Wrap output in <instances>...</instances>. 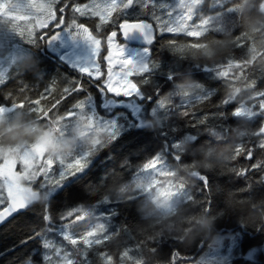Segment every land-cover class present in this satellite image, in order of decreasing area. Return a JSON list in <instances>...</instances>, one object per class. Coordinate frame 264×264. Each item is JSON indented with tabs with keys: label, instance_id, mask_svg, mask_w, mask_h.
<instances>
[{
	"label": "trees",
	"instance_id": "trees-1",
	"mask_svg": "<svg viewBox=\"0 0 264 264\" xmlns=\"http://www.w3.org/2000/svg\"><path fill=\"white\" fill-rule=\"evenodd\" d=\"M85 1H53L52 6L57 17L62 16L64 25H67L73 5ZM14 2L0 0V3L7 4L5 10L10 12H13ZM200 6L203 9L202 18L215 17L214 22L207 25L209 28L204 35L194 38L179 34L173 37L158 30L160 33L149 46V59L160 67L135 77L141 91L151 97L143 102L149 111L140 122V128H128L115 141L103 139L97 150H89V153L95 154L90 158V167L84 173H76L60 181L63 187L56 186L55 182L41 188L40 183L45 179L43 173L32 181L30 187L32 191H37L38 201L0 227V264H47L41 256L45 250L44 240L60 243L63 238L56 229L71 223H74V231H82L91 223L83 219L84 216H89L100 205L108 209L107 217L112 219V226L106 230L107 239L103 238L101 243L91 248L85 247L91 259L89 264H98L103 255L111 257L112 264H192L217 235L241 234L244 250L248 246H262L264 134L261 128L264 111L260 103L264 101V96L257 93H264V0H203ZM223 10H226L225 15L220 14ZM133 11L136 18L129 20H147L140 16V7ZM26 12L32 14L33 11L16 13L25 15ZM229 13L231 16L227 15ZM155 14L161 20L167 16L161 9ZM114 18L115 24L124 20L122 15ZM249 21L259 23L253 26ZM84 22L94 35H100L101 40L110 30L107 27L102 33H97V19H85ZM161 23L163 27L164 21ZM21 27L24 29L22 41L18 31ZM54 29L52 26L37 32L29 20L13 21L0 16V47L1 50L7 48L9 53L5 59L10 60L3 82H0V106L24 102L26 107H39L41 110L36 113L18 107L19 116L0 120V128H8L17 119L26 126L36 122L41 124L47 121L43 113L48 112L49 117H53L51 120L57 118L58 131L64 122L62 116L82 100V96L92 93L100 96L97 85L102 87V79L81 76L45 49L47 36L53 34ZM222 31L232 33L223 34ZM3 34L9 37L6 38V45L2 43ZM41 36L45 38L41 40ZM101 46L103 50L99 61L104 67L103 56L107 54L104 41ZM205 68L211 71H204ZM168 71L174 76L170 82L166 79ZM219 71H226L227 75L217 76ZM145 79L147 83L141 82ZM76 80L83 83L86 91H80V95L75 91L66 93L64 89L72 88ZM38 100L39 105L35 103ZM161 102L164 107L160 106ZM234 109H240L239 114H234ZM99 111L103 112V109ZM165 133L169 138L176 139L173 151L179 157L166 155V159L171 163L175 180L181 181L180 184L185 189L187 187L189 193L173 213L160 220L150 215L151 208L144 207L141 197L124 194L123 189L143 171L145 164L150 163L152 155L165 148ZM26 139L28 142L33 140L31 137ZM0 142L10 147L17 145L15 141L3 142L2 138ZM54 168L53 180L58 181V166ZM204 176L208 180L207 187L201 179ZM55 189L59 190L51 194ZM46 196H49L48 200ZM73 209L82 211L74 212ZM68 212L73 214L68 216ZM46 213L51 216V222L44 220ZM77 215L81 219H77ZM62 216L65 218L61 219ZM37 232L40 236H36ZM128 247H133L136 257L129 262L124 258ZM235 251L231 264H264L262 255L247 259Z\"/></svg>",
	"mask_w": 264,
	"mask_h": 264
},
{
	"label": "rangeland",
	"instance_id": "rangeland-1",
	"mask_svg": "<svg viewBox=\"0 0 264 264\" xmlns=\"http://www.w3.org/2000/svg\"><path fill=\"white\" fill-rule=\"evenodd\" d=\"M53 1L61 3L60 1L62 0H15V2L12 5L13 12L6 11L5 9L1 8L0 16L3 18L11 19L13 21L29 20L32 22L33 27L37 32L45 31L52 26L55 27L54 33L60 32L62 31L63 27L62 25L61 27L56 26L57 23L59 22V18L57 17L56 10L53 8V6L51 7V11L55 13L57 19L54 20L48 18L47 27H42L43 21L50 15L49 5H52ZM110 2L111 0H86L84 3L77 4V5L88 4L89 8L84 9L83 15H81L79 12L73 11L72 8V15L69 16L67 20L68 21L67 25H71L72 21L75 20L77 24L84 25L90 31L91 29L84 22L85 19L86 20L97 19V22L95 24L97 33H102L105 30V28L111 27L110 25H112V28H110V30L108 29L109 32L110 31L117 32V37L115 38V43L113 47L115 48V44L119 43L123 48V54L125 57H130L132 59H137L139 57H142L143 48L140 46H132L129 43H126L119 29V25H118L119 23L115 24L116 19L115 18L113 19V16L114 17H117V15L124 16L122 9L118 8L117 11L113 12L112 17H110L108 22L106 23L100 20L99 15H93V11H103L104 6L109 4ZM121 2H126V0H117L118 4ZM180 2L181 0H155V1L134 0V5L129 9H127V12L130 13V16L128 18L135 19L136 17L133 16V12H134L133 10L136 7H140L141 10L140 16L149 17L147 18V20H144V22L151 24L154 29L157 27L156 33L159 34L160 32H158V30L161 31V27L163 25L161 23L162 21H164V24H167L168 26H173L178 22L179 17L183 13V9L179 7ZM185 2L187 3L189 2V0H185ZM202 3L203 0H194L193 11H194V21L196 23H199V18L203 17L202 15L203 9L202 10L200 9L201 7L200 5H202ZM18 4H22L24 5V7L23 8L18 7ZM196 6L198 7L196 8ZM153 9H155L156 12L157 10L161 9L164 12V14H166L167 16H165V19L161 20L159 16H156L155 14L156 12H153L154 14H152ZM23 10H29L33 12H31L32 14H29V17L26 19H18V17L24 15H22V13H16V12H21ZM152 22L155 23L156 27L153 25ZM192 24L193 21L188 22L189 27H191ZM207 28H209V26H207ZM211 28L209 30H211ZM18 31L20 33V38H21L19 40L22 41L24 29L21 27L18 29ZM205 31L206 30L202 31L201 34H199L198 36H191V37L194 38L201 37V35L205 33ZM109 32H107L108 34H106L104 40H101L99 34L94 35L91 32L97 39L101 41V43L104 41L107 50L106 51L107 54L103 56L104 67H107L106 70H104V67L101 66L102 63H100L99 57L97 58V62L100 63V79H102V83H101L102 86H103V82L108 79V75H109L108 61L104 59V57L108 55V37L111 35V33L109 34ZM162 33L171 34L173 37L179 34H181V36L187 35L186 31H179L174 33L163 31ZM11 36L13 40V35ZM2 38H3L2 43L6 45L8 43V40L6 38L9 37H5V35L3 34ZM154 40L155 38L153 39V41ZM149 46L150 45H147L145 47L150 48ZM44 47L49 53L56 56L59 62L63 63L69 69L75 72L78 71L69 67L66 61L70 63V62H75L77 60H82L88 54V48L86 43L79 39L73 40L69 33H60L59 39L52 45L51 48L47 47V42H45ZM1 49L2 48L0 47V58H3L6 61L3 64V69L5 73L6 65L10 64V60L5 59L8 57V55L6 54H8L9 51L7 50V48L5 49L3 48L4 50ZM102 50L103 49L100 44V54ZM7 61H9V63H7ZM112 71L114 74L113 83H115L116 80L118 79V74L121 72V67L118 61L114 63ZM79 74L81 75V73ZM81 76L90 78L87 75H81ZM137 76L140 75H133L128 77V79H130L133 83H135V77ZM121 87H123L122 82H121ZM105 91L107 90L105 89ZM80 93L81 92H79L78 95H80ZM108 95L112 96L113 94L108 93ZM82 97H84V99L82 100L87 99V97L85 98V96ZM116 99L122 100L126 98L121 96ZM17 108L8 112H0V120L5 119L8 116H12V114L14 116H19L20 112ZM70 110L75 111V113L70 117L64 115L65 116L63 118L64 122L61 123L60 130L58 131H57L58 123L56 122L57 118L55 121L47 118V121L41 124L37 122L33 124H28V126L32 127L34 131L35 129L39 128L44 130L45 132H51L58 140H62L65 138L73 139L75 141V147L74 150L69 154L50 156L47 153L49 141L46 135H37L36 138L32 141H29L21 145L17 144L12 147H10V145H5L2 144V142H0V166H3L4 163L7 161L9 162L14 161L11 167V173H14L16 175H20L25 172L31 173L33 171L37 173L36 176L31 181L27 179H18L17 183L21 188H27L33 190L30 187V183L32 181H35L42 173L44 174L43 176H45V179H42V182L40 183V187L53 185L56 182V180L55 181L53 180V174L55 169L54 167L56 165L58 166L57 177L60 178V172L66 169V165L68 163L74 162L75 158L83 153H89L90 149L97 150L103 143L102 142L103 139L105 138L110 139V129L106 127L104 124H101L98 120H93L92 118H90L89 114L87 113V109L82 110V109L71 108ZM68 111L69 110H67L66 113ZM117 111H120V109H117ZM35 151H39L40 156H37L34 159L29 158L28 161L25 162L24 155L28 152H35ZM47 161H52L50 166L47 164ZM42 167L43 170H41ZM170 167H171V163L168 162V160L166 164L164 162H158L157 164H154L151 167H144L143 171L134 179H132L131 182L123 189V193L124 194L129 193L131 196L141 197L140 199L142 200L143 205L145 204L144 207L151 205L149 207L151 208L150 215L152 217L157 219L165 218L166 216L173 213L177 209V207L182 203V201L186 200L187 194L189 193V190L187 188L185 189V187L182 186V184H180L178 181L175 180V177L173 176L174 172L170 169ZM263 182H264V177H263ZM170 186L172 188H170ZM58 190L59 189H55L51 194L55 193ZM8 197H9L8 188L5 183V179L2 175H0V200L3 201L2 203H0V206L6 203ZM46 199L48 200L49 196H46ZM100 208L101 206H98L95 208L94 210L95 212L92 211L89 216L86 215L84 216L83 219H88V221H91V223L88 224L82 231L80 230L74 231L73 228L74 223H71L66 227H60L56 229V232L59 235H61V237L63 238L62 240H60V243L62 245L59 242H55L49 239L52 246L49 249H45L44 250L45 252H42V257L45 253H47L51 258L50 262L46 261L47 264H68L69 260L72 261L73 264H89L91 259L89 255L87 256V252H86L87 250H85L84 247L91 248L93 247V245H97V244L92 243L91 246H86L83 243V239H82L84 237V234L90 230L96 229V234L93 237H90L89 239L102 240L103 238L105 239V237H108L106 235V230L112 226L111 219L107 217L108 209L106 210V208H101V209ZM104 217H106V219ZM99 225L104 226L103 231L99 230L98 228ZM65 232L70 234L73 238L75 239L77 238V243L72 244L70 240L64 239ZM65 242L67 244H64ZM241 243H242L241 234L214 236L211 239L210 244L207 246V248L204 251H202V253L194 260L192 264H231L232 260L234 259L233 257L234 250H236L235 252L238 251L239 256L247 259L253 258L254 256L256 257L260 255L264 256V242L262 246H260L259 248L248 246L245 250L243 248V244L241 245ZM132 248L128 247L126 249L127 252H124V258H126V261H130L132 259L135 260L136 258L134 253L130 251L132 250ZM107 258L108 256L103 255L102 260L99 261L98 264H112V258L110 257L111 258L110 261Z\"/></svg>",
	"mask_w": 264,
	"mask_h": 264
},
{
	"label": "snow or ice",
	"instance_id": "snow-or-ice-1",
	"mask_svg": "<svg viewBox=\"0 0 264 264\" xmlns=\"http://www.w3.org/2000/svg\"><path fill=\"white\" fill-rule=\"evenodd\" d=\"M134 5V0H126V2L117 3V0H111V2L104 6L103 11H93V15H99V18L102 22H108L109 18L112 17V13L117 11V9L123 10L124 20L122 23L119 24V29L121 34L127 38L129 34L133 33L134 31H138L143 33V41L144 44L143 48V55L137 59H132L130 57H125L123 54V48L121 44L116 43L115 48L113 47L115 43V38L117 37V32L112 31L111 35L108 37V55L104 57L105 60L108 61L109 66V75L108 79L103 82V86L97 85L99 90L100 96L96 97L93 94H89L86 100H79L78 103L73 105L74 109H87V113L89 114L90 118L93 120H98L101 124H104L106 127L110 129V140L115 141L119 138V136L125 132L128 128L137 127L140 128V122L142 121L143 117L146 116L149 109L146 105L142 102L149 101L151 97L146 96L141 89L138 87L137 83H133L128 77L133 75H143L144 73H151L154 69L160 67V65L153 63L149 59L150 55V48L145 47L144 45H151L153 43V35H152V25L146 23L142 20H129L128 17L130 13L127 12V9ZM68 5H65L67 7ZM194 0H189V2H185V0H181L179 7L183 9L182 15L179 17L178 22L173 26H168L165 24L161 31H167L170 33L179 32V31H186V34L189 36H198L201 34L202 31L207 29V25L210 22H214L215 17L209 18H199V23L194 21ZM18 7L23 8L24 5L18 4ZM52 5H49L50 8V15L43 21L42 27H47V19H57L55 13L51 11ZM99 7V6H97ZM198 6H196L197 8ZM0 8L7 9L6 3H0ZM89 5H73V11L79 12L81 15L84 14V9H88ZM61 12L64 11L63 8L60 9ZM221 15L224 14V10L220 12ZM29 17V14L26 12L24 16L18 17V19H26ZM193 21L191 27L188 26V22ZM64 25V18L61 16L59 18V22L57 23V27H61ZM75 29V30H73ZM60 33H69L73 40H82L86 43L88 48V54L82 60H77L75 62H67V65L74 70H77L81 75H87L93 80L100 79V63L97 62V58L100 55V44L101 41L97 39L87 27L81 24H77L75 20L72 21L71 25H64L62 31L55 32L51 35L47 36V47L51 48L52 45L59 39ZM47 35V34H45ZM45 37L41 36L40 39L43 40ZM33 43H37V41L33 40ZM172 43V42H170ZM11 58V57H9ZM118 61L121 67V72L118 74V79L115 83H113V66L114 63ZM6 61L3 58H0V82H3L4 76V69L3 64ZM229 67H231V62L229 63ZM204 71H211V69L205 68ZM217 76H225L227 75L226 71H219L216 73ZM166 79L170 82L174 79L171 71L167 72ZM121 82L123 83V87H121ZM143 83H147V80L141 81ZM74 86L72 88H65L64 91L68 94L71 92H80L84 91V85L79 80L73 82ZM105 89L107 91H105ZM47 91V90H46ZM108 93H112V97H109ZM257 95L264 96V93H257ZM125 97L126 99H116L118 97ZM39 105V101L35 102ZM59 103V101H57ZM161 107H164L163 102H161ZM19 108H25L28 111L39 113L41 110L39 107L37 108H30L26 107L24 102L20 103H13L11 106H0V112H8ZM260 108L264 111V101H261ZM103 109V112L99 111ZM120 109V111H117ZM153 111L155 109L151 108ZM234 114H239L240 109H234ZM75 111L69 110L65 113V116H72ZM44 116L48 117L49 119L53 117H49L48 112L43 113ZM187 115V113H185ZM65 116H62L64 118ZM264 131V129H262ZM165 148L161 149L160 151L156 152L154 155L150 157V163L145 164V167H151L158 162L167 163L166 155L175 157L179 159L178 156L173 151V146L175 144V138H169L165 133ZM239 151V149H238ZM94 153H83L77 156L74 162L68 163L66 165V169L60 172V178L56 181V186L63 187L60 181H63L67 178V176H75L76 173H84L86 169L90 167L92 164V160L90 159ZM40 156L39 151L35 152H28L24 155L25 162L28 161L29 158L34 159L35 157ZM251 157V153H249V158ZM52 161H47V164L50 166ZM14 161L12 162H5L3 166H0V175H2L5 179V183L8 188V196L10 198L9 207L6 209L8 214L15 212L19 209H24L29 205V197L25 194L23 189L18 185V179H27L31 181L35 176L36 172L33 171L31 173H22L20 175H16L11 173V167ZM43 170V167L41 168ZM74 170V171H69ZM242 174V173H241ZM79 178V177H78ZM204 185L208 186L207 178L201 177ZM43 188V187H41ZM15 191V195L13 192ZM3 201L0 200V203ZM74 212L82 211V209H73ZM73 212H68L67 215L71 216ZM4 215L0 213V221L4 219ZM44 220L47 222H51L52 218L47 213L44 215ZM65 217L62 216L61 219ZM77 219H81L78 215ZM66 227V226H65ZM99 230L103 231L104 226L99 225ZM51 230V228L49 229ZM96 234V229L90 230L84 234L83 243L86 246H91L92 243L99 244L101 243L100 239H89ZM36 236H40V233L37 232ZM64 239L70 240L72 244L77 243V239L73 238L67 232L64 233ZM107 239V237H105ZM51 242L48 240H44L43 247L45 249H49L51 247ZM50 256L45 253L43 255L44 261L50 262ZM109 261L111 260L110 257L107 258ZM31 264V262H29ZM68 264H73L72 261H68Z\"/></svg>",
	"mask_w": 264,
	"mask_h": 264
},
{
	"label": "clouds",
	"instance_id": "clouds-1",
	"mask_svg": "<svg viewBox=\"0 0 264 264\" xmlns=\"http://www.w3.org/2000/svg\"><path fill=\"white\" fill-rule=\"evenodd\" d=\"M255 23L249 21L250 25L254 26ZM37 135L47 136L49 141L47 153L50 156L69 154L74 150L75 141L73 139L65 138L58 140L51 132H45L39 128L34 131L32 127L22 125L18 119L8 128H0V138L5 142L15 141L17 144H25L28 142L26 138L31 137L34 140Z\"/></svg>",
	"mask_w": 264,
	"mask_h": 264
},
{
	"label": "water",
	"instance_id": "water-1",
	"mask_svg": "<svg viewBox=\"0 0 264 264\" xmlns=\"http://www.w3.org/2000/svg\"><path fill=\"white\" fill-rule=\"evenodd\" d=\"M152 35L154 36L153 28H152ZM142 37H143V33L138 32V31H134L133 33L128 35L126 40L135 46H143L144 41H143ZM262 129H264V122H263L262 128H261V133L264 134V131H262ZM22 189L25 192V194L29 197L28 207H26L24 209H19L15 212H12L11 214H8L6 209L9 207V204L11 202L10 198L8 197L6 205L2 209H0V213H2L5 217L2 221H0V227L2 225H4L5 223H7L9 220H11L16 215H18V214L22 213L24 210L28 209L31 205H33L34 203H36L38 201V194L36 192H34L30 189H27V188H22ZM13 195H15V191L13 192Z\"/></svg>",
	"mask_w": 264,
	"mask_h": 264
},
{
	"label": "bare ground",
	"instance_id": "bare-ground-1",
	"mask_svg": "<svg viewBox=\"0 0 264 264\" xmlns=\"http://www.w3.org/2000/svg\"><path fill=\"white\" fill-rule=\"evenodd\" d=\"M259 1H260V0H259ZM69 2H70V1H69ZM210 3H211V2H210ZM249 5H250V4H248V6H249ZM248 6H247V7H248ZM250 6H251V5H250ZM252 7H253V6H252ZM145 8H146V7H145ZM150 8H152V7H150ZM210 8H211V7H210ZM222 9H223V8H222ZM238 9H239V7H238ZM250 9H252V8H250ZM255 9H256V8H255ZM149 10H150V9H149ZM149 10H148V11H149ZM154 10H155V9H153L152 14H154L153 12H156V10H155V11H154ZM215 10H216V9H215ZM225 11H226V10H225ZM225 11H224V12H225ZM150 12H151V11H150ZM241 12H242V11H241ZM241 12H240V13H241ZM156 13H157V12H156ZM152 14H151V15H152ZM224 15H225V14H224ZM227 15H230V13L227 14ZM145 16H146V15H145ZM149 16H150V14H149ZM230 16H231V15H230ZM238 16H239V15H238ZM238 16H237V17H238ZM217 17H219V16H217ZM221 17H222V16H221ZM145 18H149V17L146 16ZM154 18H155V17H154ZM216 19H217V18H216ZM235 19H236V18H235ZM237 19H238V18H237ZM237 19H236V20H237ZM262 19H263V18H262ZM224 20H225V19H224ZM237 21H238V20H237ZM226 22H227V21H226ZM217 23H218V22H217ZM221 23L224 24L223 22H221ZM257 23H259V22H257ZM257 23H256V24H257ZM262 24H263V23H262ZM214 25H215V24H214ZM235 25H236V24H235ZM216 26H217V24H216ZM216 26H215V27H216ZM226 26H227V24H226ZM221 27H222V26H221ZM236 27H237V26H236ZM95 28H96V27H95ZM152 28H153V27H152ZM216 28H217V27H216ZM224 28H225V26H224ZM237 28H238V27H237ZM263 28H264V27H263ZM218 29H219V28H218ZM218 29H217V30H218ZM233 29H234V28H233ZM217 30H216L215 32H216L217 35H219L220 32H218ZM219 30H220V29H219ZM230 30H231V29H229V31H230ZM229 31H228L229 34L232 33V32H229ZM232 31H233V30H232ZM259 31H260V30H259ZM217 32H218L219 34H218ZM223 32H224V31H222L221 33H223ZM226 32H227V31H226ZM254 32H255V31H254ZM212 33H214V32H212ZM224 33H225V32H224ZM224 33H223V34H224ZM228 33H225V34H228ZM46 34H47V33H46ZM214 34H215V33H214ZM223 34H222V35H223ZM203 35H204V34H203ZM46 36H47V35H46ZM37 37H38V36H37ZM209 37H210V35H209ZM239 37H240V36H239ZM157 39H158V38H157ZM204 40H205V39H204ZM204 40H203V41H204ZM208 41H210V40H208ZM208 43H209V42H208ZM193 46H194V45H193ZM204 47H205V46H204ZM225 51H226V50H225ZM225 51H224V52H225ZM251 51H252V50H251ZM31 53H32V52H31ZM43 55H44V54H43ZM260 55H261V54H260ZM38 58H39V57H38ZM38 58H37V59H38ZM42 59H43V58H42ZM47 61H48V60H47ZM50 61H51V60H50ZM34 63H35V62H34ZM31 64H32V62H31ZM51 66H52V64H51ZM29 67H30V66H29ZM36 68H37V67H36ZM14 71H15V70H14ZM27 71H28V70H27ZM58 71H59V70H58ZM53 72H54V71H53ZM25 73H26V72H25ZM56 73H57V72H56ZM232 73H233V72H232ZM32 74H33V73H32ZM48 75H49V74H48ZM41 78H42V77H41ZM218 79H219V78H218ZM56 82H57V80H56ZM227 82H228V81H227ZM19 84H20V83H19ZM63 84H64V83H63ZM68 84H69V83H68ZM236 85H237V84H236ZM53 86H54V85H53ZM239 87H240V86H239ZM0 88H1V87H0ZM15 88H16V87H15ZM29 88H30V87H29ZM241 89H242V88H241ZM51 90H52V89H51ZM15 91H16V90H15ZM85 91H86V90H85ZM168 91H169V90H168ZM168 91H167V92H168ZM49 92H50V90H49ZM51 92H52V91H51ZM21 93H22V92H21ZM35 93H36V92H35ZM44 93H45V92H44ZM57 93H58V92H57ZM146 93H149V91L146 92ZM197 93L201 94L200 92H197ZM28 94H29V93H28ZM38 94H39V93H38ZM74 94H75V93H74ZM92 94H93V93H92ZM150 94H151V92H150ZM170 94H171V92H170ZM48 95H49V94H48ZM167 95H168V94H167ZM201 95H202V94H201ZM222 95H223V94H222ZM5 96H6V95H5ZM60 96H61V95H60ZM68 98H69V97H68ZM85 98H86V97H85ZM12 99H13V98H12ZM16 99H17V98H16ZM83 99H84V98H83ZM194 99H195V98H194ZM52 100H53V99H52ZM2 101H3V100H2ZM38 101H39V100H38ZM42 101H43V100H42ZM45 101H46V99H45ZM56 101H57V100H56ZM240 101H241V100H240ZM6 102H7V101H6ZM9 102H10V101H9ZM40 102H41V101H40ZM47 102H49V101H47ZM54 102H55V101H54ZM4 103H5V102H4ZM142 103H143V102H142ZM1 104H2V103H1ZM41 104H42V103H41ZM232 104H233V103H232ZM33 105H34V104H33ZM28 106H29V105H28ZM44 106H45V105H44ZM182 106H183V105H182ZM255 106H256V105H255ZM258 106H259V105H258ZM173 107H174V106H173ZM45 109H46V108H45ZM255 109H256V108H255ZM42 112H43V111H42ZM258 112H259V111H258ZM24 114H25V113H24ZM26 115H27V114H26ZM174 115H175V114H174ZM12 116H13V114H12ZM24 117H25V116H24ZM31 117H32V115H31ZM18 118H19V117H18ZM42 118H43V117H42ZM47 118H48V117H47ZM26 119H27V118H26ZM30 119H31V118H30ZM151 119H152V118H151ZM9 120H10V119H9ZM11 120H12V119H11ZM153 120H154V119H153ZM15 121H16V120H15ZM26 121H27V120H26ZM38 121H39V120H38ZM48 121H49V120H48ZM249 122H250V121H249ZM10 123H11V122H10ZM43 125H44V124H43ZM256 127H257V126H256ZM102 128H103V127H102ZM190 128H191V127H190ZM227 128H228V127H227ZM239 128H240V127H239ZM100 129H101V128H100ZM132 129H133V128H132ZM157 129H159V128H157ZM157 129H156V130H157ZM67 130H68V129H67ZM156 130H155V131H156ZM191 131H192V130H191ZM157 132H158V131H157ZM69 134H70V133H69ZM69 134H68V135H69ZM158 134H159V133H158ZM62 136H63V135H62ZM153 137H154V136H153ZM177 138H178V137H177ZM0 139H1V138H0ZM38 139H39V138H38ZM70 139H71V138H70ZM36 140H37V139H36ZM86 141H88V140H86ZM177 141H178V140H177ZM3 142H4V141H3ZM176 144H177V143H176ZM180 144H181V143H180ZM7 145H8V144H7ZM177 145H178V144H177ZM181 146H183V145H181ZM78 152H79V151H78ZM73 154H74V153H73ZM94 155H95V154H94ZM178 155H179V154H178ZM109 156H110V155H109ZM94 157H95V156H94ZM106 160H107V159H106ZM182 165H183V164H182ZM192 168H193V167H192ZM59 169H60V168H59ZM188 169H189V168H188ZM94 170H95V169H94ZM188 171H189V170H188ZM192 171H193V170H192ZM179 173H180V172H179ZM191 173H192V172H191ZM108 175H109V174H108ZM173 175H174V174H173ZM70 177H71V176H70ZM174 177H175V175H174ZM58 178H59V177H58ZM178 178H180V177H178ZM66 179H67V178H66ZM175 179H177V178L175 177ZM180 179H181V178H180ZM63 181H64V180H63ZM103 181H104V180H103ZM108 181H109V180H108ZM186 181H187V180H186ZM180 182H181V181H179V183H180ZM100 185H101V184H100ZM118 187H119V186H118ZM164 187H165V186H164ZM36 188H37V187H36ZM110 188H111V187H110ZM170 188H172V187L170 186ZM186 188H187V187H186ZM91 193H92V192H91ZM118 194H119V193H118ZM138 195H139V194H138ZM180 195H181V194H180ZM134 197H135V196H134ZM117 199H118V198H117ZM180 200H181V199H180ZM100 201H101V200H100ZM120 201H121V200H120ZM129 201H131V200H129ZM107 202H108V201H107ZM124 202H125V201H124ZM150 202H151V201H150ZM71 203H72V202H71ZM105 205H106V204H105ZM144 205H145V204H144ZM86 206L89 207V205H86ZM86 206H85V207H86ZM92 206H93V205H92ZM92 206H91V207H92ZM100 206H101V205H100ZM135 206H136V205H135ZM149 206H150V205H149ZM88 207H87V208H88ZM93 207H96V206H93ZM199 208H200V207H199ZM43 209H44V208H43ZM162 209H163V208H162ZM140 210H141V209H140ZM199 210H200V209H199ZM64 212H65V211H64ZM142 214H143V213H142ZM77 216H78V215H77ZM108 217H109V216H108ZM116 217H117V215H116ZM139 218H140V217H139ZM159 218H160V217H159ZM111 220H112V219H111ZM160 220H161V219H160ZM140 221H141V220H140ZM158 221H159V220H158ZM149 222H150V221H149ZM157 224H158V223H157ZM4 225H5V224H4ZM54 225H55V224H54ZM80 225H81V224H80ZM161 225H162V224H161ZM161 225L159 224V226H161ZM154 226H155V225H154ZM154 226H153V227H154ZM160 228H161V227H160ZM166 228H168V227H166ZM168 229H169V228H168ZM168 229H166L167 232H168ZM153 230H154V229H153ZM163 230H164V229H163ZM44 231H45V230H44ZM44 231H43V233H44ZM120 231H121V230H120ZM172 232H173V231H172ZM119 233H120V232H119ZM72 235H73V234H72ZM77 235H78V232H77ZM111 235H112V234H111ZM157 235H158V234H157ZM157 235H156V236H157ZM113 236H114V235H113ZM119 236H120V235H119ZM119 236H117V237H119ZM148 236H149V235H148ZM162 236H163V235H162ZM142 237H144V236H142ZM158 238H159V236L157 237V239H158ZM163 238H164V237H163ZM76 239H77V238H76ZM109 239H111V238L109 237ZM112 239H113V238H112ZM115 240H116V239H115ZM119 240H120V238H119ZM131 240H132V239H131ZM168 240H169V239L167 238V241H168ZM176 240H177V239H176ZM144 241H145V240H144ZM164 241H165V239H164ZM177 241H178V240H177ZM28 242H29V241H28ZM110 242H111V241H110ZM154 242H155V241H154ZM162 242H163V241H162ZM25 243H26V242H25ZM41 243H42V242H41ZM104 243H105V241H104ZM138 243H139V242H138ZM159 243H160V242H159ZM164 243H165V242H163V244H164ZM38 244H39V243H38ZM56 244H57V243H56ZM58 244H59V243H58ZM102 244H103V242H102ZM110 244H111V243H110ZM157 244H158V243H157ZM69 245H70V244H69ZM78 245H79V243H78ZM105 245H106V244H105ZM111 245H112V244H111ZM134 245H135V243H134ZM139 245H140V244H139ZM160 245H162V244H160ZM93 246H94V245H93ZM107 246H108V245H107ZM148 246H149V245H148ZM171 247H172V246H171ZM196 247H197V246H196ZM43 248H44V247H43ZM84 248H85V247H84ZM96 248H97V247H96ZM100 248L102 249L103 247H100ZM109 248H110V247H109ZM27 249H28V248H27ZM114 249H115V248H114ZM156 249H157V248H156ZM69 250H70V249H69ZM98 250H99V249H98ZM104 250H105V249H104ZM108 250H109V249H108ZM25 251H26V250H25ZM130 251L132 252V250H130ZM171 251H172V250H171ZM1 252H2V251H1ZM43 252H45V251H43ZM86 252H89V251H86ZM99 252H100V250H99ZM113 252H114V251H113ZM126 252H127V251H126ZM145 252H147V251H145ZM145 252H144V253H145ZM172 252H173V251H172ZM5 253H6V252H5ZM152 253H153V252H152ZM34 254H35V253H34ZM36 255H37V254H36ZM53 255H54V254H53ZM144 255H145V254H144ZM41 256H42V255H41ZM55 256H56V255H55ZM93 256H94V255H93ZM147 256H148V255H147ZM51 257H53V256H51ZM54 258H55V257H54ZM173 258H174V257H173ZM177 258H178V257H177ZM179 258H180V257H179ZM37 259H38V258H37ZM60 259H61V258H60ZM76 259H77V258H76ZM115 259H116V258H115ZM128 259H129V258H128ZM169 259H171V258H169ZM181 259H182V258H181ZM187 259H188V258H187ZM194 259H195V258H194ZM121 260H122V259H121ZM125 260H126V259H125ZM141 260H142V259H141ZM184 260H185V259H184ZM118 261H119V259H118ZM130 261H131V260H130ZM142 261H143V260H142ZM170 261H171V260H170ZM105 262H106V261H105ZM128 262H129V261H128ZM143 262L145 263V261H143ZM173 262H174V261H173ZM45 263H46V262H45ZM130 263H131V262H130ZM42 264H43V263H42ZM96 264H97V263H96ZM134 264H135V263H134ZM140 264H141V263H140ZM168 264H169V263H168Z\"/></svg>",
	"mask_w": 264,
	"mask_h": 264
},
{
	"label": "flooded vegetation",
	"instance_id": "flooded-vegetation-1",
	"mask_svg": "<svg viewBox=\"0 0 264 264\" xmlns=\"http://www.w3.org/2000/svg\"><path fill=\"white\" fill-rule=\"evenodd\" d=\"M263 9H264V7H263ZM110 26H111L110 28H112V25H110ZM153 31H154V33H155L153 37L156 38V34H157V33H156V30H155L154 28H153ZM111 32H112V31H110L109 34H110ZM107 34H108V33H107ZM123 38H124V36H123ZM124 41H125L126 43H129L130 45L134 46L133 44H131L130 42H128L125 38H124ZM144 46H147V45H144ZM141 47H142V46H141ZM109 97H112V96H109Z\"/></svg>",
	"mask_w": 264,
	"mask_h": 264
}]
</instances>
